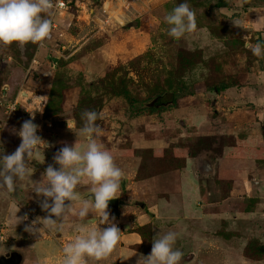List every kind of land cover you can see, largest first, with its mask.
I'll return each instance as SVG.
<instances>
[{
	"label": "rangeland",
	"instance_id": "1",
	"mask_svg": "<svg viewBox=\"0 0 264 264\" xmlns=\"http://www.w3.org/2000/svg\"><path fill=\"white\" fill-rule=\"evenodd\" d=\"M79 1L87 11L75 5L63 20L57 18L44 47L0 45L3 154L18 148L17 133L34 112L37 135L50 146L37 149L30 178L43 180L48 165L59 168L53 157L60 148L77 139L86 144L76 135L81 113L95 110L102 117L96 121L102 129L98 142L124 173L119 206L108 207L122 234L107 260L89 264H137L142 250L151 252L153 237L168 231L177 233L174 247L184 253L180 264H264V146L257 149L254 140L242 144L234 170L221 166L220 148L234 144L236 136L208 135L205 125L195 133L201 119L195 110L214 102L212 94L197 96L201 90L223 84L264 89V57L245 47L264 41V0H225V8L216 7L219 0ZM185 2L196 13L197 30L175 40L163 18ZM167 93L186 95L181 108L150 112L148 103ZM11 103L16 106L8 113ZM245 103L226 106L243 115L251 109ZM231 122L223 125L232 128ZM236 122L244 127L235 128L238 144L260 135L256 128L247 130V121ZM90 188L81 184L76 191L87 199ZM42 199L30 180L11 195L0 194V264H39L37 240L54 248L51 262L62 264V249L81 225L108 226L99 225L95 213L84 220L70 214L62 228L30 234L26 225L48 215ZM73 207L78 211L79 204ZM18 208L17 217L27 220L16 225ZM93 217L96 223L88 224Z\"/></svg>",
	"mask_w": 264,
	"mask_h": 264
},
{
	"label": "clouds",
	"instance_id": "2",
	"mask_svg": "<svg viewBox=\"0 0 264 264\" xmlns=\"http://www.w3.org/2000/svg\"><path fill=\"white\" fill-rule=\"evenodd\" d=\"M61 7L53 0H0V45L10 46L13 43L23 50L29 43L44 47V42L51 37L53 9ZM164 22L169 26L167 35L180 40L186 34L197 30L196 13L188 3H180L164 16ZM234 26L242 28L240 20L232 21ZM254 56L264 57V41L245 44ZM32 119L23 122L18 135L21 143L12 154H3L0 149V194L11 195L26 180L33 184V192L39 201L41 209L48 215L36 217L31 224L26 225L25 231L30 234H41L44 229L62 228L63 222L70 214H75L80 220L89 217L90 213L99 216V225L107 224L106 228L99 226L88 228L81 225L74 239L63 247L62 264H89V261L100 262L107 260L121 237V230L109 218V201L118 198L124 173L117 166L113 153L98 137L102 129L96 123L101 115L95 110H85L81 113L83 126L76 132L77 138L83 137V146L78 139L72 146L65 144L54 155L55 164L48 165L42 174L43 180H31L32 172L29 163L39 153L37 149L49 147L39 135V126ZM67 126L70 124L67 121ZM46 180V183L44 182ZM81 184L90 185V196L82 199L76 191ZM74 203L79 204L78 211L74 210ZM14 213L15 224L27 220V215L17 217ZM55 217V219L53 218ZM88 220V224H95L96 220ZM42 225L43 227H37ZM177 233L168 231L158 233L153 237L149 255L141 254L137 264H180L184 253L174 247Z\"/></svg>",
	"mask_w": 264,
	"mask_h": 264
},
{
	"label": "crops",
	"instance_id": "3",
	"mask_svg": "<svg viewBox=\"0 0 264 264\" xmlns=\"http://www.w3.org/2000/svg\"><path fill=\"white\" fill-rule=\"evenodd\" d=\"M260 75L264 76V70L261 71ZM253 85L254 86L252 85L249 86L244 85L240 87L234 86L220 92H217L215 90H208L197 93V96L199 95L208 96L207 95L208 93L212 94L209 96H211L214 102L213 103L211 102V104L208 103L206 106L203 105L204 107L203 109L198 108L197 110H195L196 116L198 115L199 117H201V119H198L199 127L195 129V133L200 134L199 130H201L202 126L205 125V127H209V129L211 130V132H209L208 135H212L215 137V136H221L223 134L225 135L231 133L232 135L236 136L235 143L233 142L234 144H228L231 146L224 145L220 148V157H221L220 159H222L220 161L221 166L227 165L230 168L234 169L232 165L239 163L238 161L241 157V153L239 152V150H237V148H239L245 142L247 143L254 140L253 142H256L255 144L257 145V149H262L264 146V135H263L264 134V92H263L264 89H260L262 87L260 85H256V84ZM232 91L234 92L232 98L228 100V98H230V92ZM250 91L252 92L249 93ZM243 102H246L245 104H247L248 107L251 108L250 110L245 112L242 110L241 112H244L243 115H240L239 113L240 111L238 112L234 110L231 111L226 106L230 104L231 105H238L240 103L243 104ZM225 106L227 107V109H225ZM177 108H181V105L179 104ZM206 108H208V111L204 113V111L202 110H205ZM235 114H239L238 119L235 117ZM227 119L232 120L231 122L232 128H230V125L228 126V128L227 126L223 125V122L225 120L227 121ZM238 120L247 121L248 125L245 126L247 127V130L250 131L251 128L252 129L256 128L258 129L260 135H257L256 137H252V139L248 138L247 140L244 139L240 140L241 138L239 137L240 139L238 144L237 139L239 132L238 130L235 129L237 126H238L237 128L241 127L239 126V122H236ZM233 129L235 133L232 132ZM242 129H244V127ZM229 147H231V149H228ZM189 159L190 158L188 156L186 162H188ZM40 242L41 241L37 240L36 244H34L33 246L34 253L38 258L39 264H55L53 263V261L52 262L50 261V259L55 256V251H53L54 248L51 246V247H46L47 248L46 249L45 247H43V245L39 246L41 244ZM143 255L147 256V254H143Z\"/></svg>",
	"mask_w": 264,
	"mask_h": 264
},
{
	"label": "trees",
	"instance_id": "4",
	"mask_svg": "<svg viewBox=\"0 0 264 264\" xmlns=\"http://www.w3.org/2000/svg\"><path fill=\"white\" fill-rule=\"evenodd\" d=\"M216 7L218 8H225L227 7L226 5V1L225 0H219V3H217ZM240 86V84L238 85ZM231 85H222L220 87H214V88H205L204 90H201L200 92H204V91H208V90H215L217 92L223 91L225 89L230 88ZM186 95H177L175 93H167V94H161L158 95L156 97H154L153 100H151L148 105L147 108L150 110V112H157L160 111L164 108L170 107H177L180 104V101L183 97H185ZM2 140H3V136H2ZM2 144V142H1ZM0 144V145H1ZM185 160V158H184ZM143 254H147L149 255L150 253H148V251H141Z\"/></svg>",
	"mask_w": 264,
	"mask_h": 264
},
{
	"label": "built area",
	"instance_id": "5",
	"mask_svg": "<svg viewBox=\"0 0 264 264\" xmlns=\"http://www.w3.org/2000/svg\"><path fill=\"white\" fill-rule=\"evenodd\" d=\"M54 3L57 2V0H53ZM58 2L60 3L61 7L59 8H54L53 11V15L51 16V20H52V28L56 29L58 28V24H57V18L59 20H63L66 17V13H72L70 12V9H72L75 5L77 6L78 9H80V11L82 12V10L85 9L86 10V5L84 3H81L79 5V0H75L73 2V0H58ZM51 38V37H50ZM16 106V103H11L8 108H7V112L11 113L12 111H14ZM2 130L0 127V144L2 142Z\"/></svg>",
	"mask_w": 264,
	"mask_h": 264
},
{
	"label": "water",
	"instance_id": "6",
	"mask_svg": "<svg viewBox=\"0 0 264 264\" xmlns=\"http://www.w3.org/2000/svg\"><path fill=\"white\" fill-rule=\"evenodd\" d=\"M122 187L124 188V185ZM89 196H90V192L84 195L85 198H88ZM118 206H119V198L109 201L110 208L117 209ZM261 250H264V245L261 247Z\"/></svg>",
	"mask_w": 264,
	"mask_h": 264
}]
</instances>
